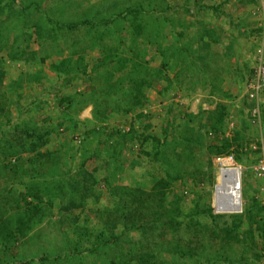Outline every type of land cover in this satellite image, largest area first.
Instances as JSON below:
<instances>
[{"label": "rangeland", "instance_id": "obj_1", "mask_svg": "<svg viewBox=\"0 0 264 264\" xmlns=\"http://www.w3.org/2000/svg\"><path fill=\"white\" fill-rule=\"evenodd\" d=\"M263 37L264 0H0V264H264Z\"/></svg>", "mask_w": 264, "mask_h": 264}, {"label": "built area", "instance_id": "obj_2", "mask_svg": "<svg viewBox=\"0 0 264 264\" xmlns=\"http://www.w3.org/2000/svg\"><path fill=\"white\" fill-rule=\"evenodd\" d=\"M246 96L247 102L249 103V113L251 114V123L258 128L260 131V143H261V160L255 165V171L259 178L264 179V37L262 43L255 56V64L252 68V73L246 83ZM217 163L221 166V169L225 165H234L235 158L233 155H222L217 158ZM240 170L241 178L240 181L233 185L236 191H239L241 203L237 210L231 212H219L220 214H239L243 207V190H244V179L243 172L244 168L240 165L233 166ZM235 184V182H234ZM217 191V190H216ZM216 196V195H215ZM264 205V201H263ZM216 209V207H215Z\"/></svg>", "mask_w": 264, "mask_h": 264}, {"label": "bare ground", "instance_id": "obj_3", "mask_svg": "<svg viewBox=\"0 0 264 264\" xmlns=\"http://www.w3.org/2000/svg\"><path fill=\"white\" fill-rule=\"evenodd\" d=\"M240 178V170L233 167V165L227 164L221 169L215 196V207L217 211L231 212L240 207V193L236 191L235 188ZM233 185H235V187Z\"/></svg>", "mask_w": 264, "mask_h": 264}, {"label": "trees", "instance_id": "obj_4", "mask_svg": "<svg viewBox=\"0 0 264 264\" xmlns=\"http://www.w3.org/2000/svg\"><path fill=\"white\" fill-rule=\"evenodd\" d=\"M140 12L141 11H135V10L134 11H128L129 14H134V15L135 14H138ZM82 25H88V22L87 23L86 22H83V23L69 24V25H65V26L60 25V26L73 29V28H76V27H80ZM248 108H249V105H248ZM222 155H231V154H226V153L220 154V156H222ZM233 215H236V214H233Z\"/></svg>", "mask_w": 264, "mask_h": 264}]
</instances>
